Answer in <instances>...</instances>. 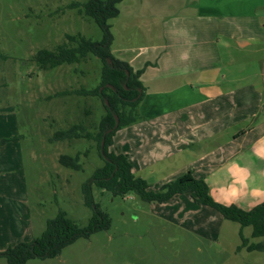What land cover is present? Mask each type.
I'll return each mask as SVG.
<instances>
[{"label": "rangeland", "instance_id": "rangeland-1", "mask_svg": "<svg viewBox=\"0 0 264 264\" xmlns=\"http://www.w3.org/2000/svg\"><path fill=\"white\" fill-rule=\"evenodd\" d=\"M85 1L0 0V252L38 237L59 209L79 226L86 225L92 214L84 204L82 186L103 164L96 142L51 137L55 130L80 121L97 131L105 113L97 96L55 93L97 86L101 61L88 55L79 63L41 69L33 58L39 49L52 50L66 41L67 34L101 40L94 20L69 7ZM138 3L121 0L119 14L109 19L115 56L120 51H143L139 48L146 43L156 47L153 51H165L160 47L165 41L160 39L163 23L178 12L141 8ZM216 38L214 51L220 53L215 62L221 74L235 79L237 90L248 83L256 89L262 78L260 44L250 41L240 48L237 38ZM258 113L232 121L227 133L248 129ZM77 152L82 153L79 170L60 164V155ZM174 154L176 162L171 163L167 157L159 160V154L146 153L151 161L143 166L134 163L133 173L156 191L195 168L184 166L187 161ZM91 193L110 217L109 227L76 239L53 258L26 264H260L264 258V252L237 250L241 234L251 241L264 237L251 238L250 226L223 218L214 208L196 202L192 193L164 203L145 202L134 193L113 195L93 184ZM0 264H7L3 257Z\"/></svg>", "mask_w": 264, "mask_h": 264}, {"label": "crops", "instance_id": "crops-1", "mask_svg": "<svg viewBox=\"0 0 264 264\" xmlns=\"http://www.w3.org/2000/svg\"><path fill=\"white\" fill-rule=\"evenodd\" d=\"M137 1L141 8L178 14L163 23L165 51H153L149 43L132 54L111 51L133 70L143 69L144 87L139 105L144 118L118 130L112 149L127 156L132 172L134 163L151 161L146 153L174 163L176 152L187 161L184 166L195 167L188 171L206 182L215 201L251 209L264 200V0ZM218 35L237 38L240 48L260 44L261 92L251 83L237 90L235 79L221 74L214 51ZM258 111L248 129L227 133L232 121Z\"/></svg>", "mask_w": 264, "mask_h": 264}, {"label": "trees", "instance_id": "trees-1", "mask_svg": "<svg viewBox=\"0 0 264 264\" xmlns=\"http://www.w3.org/2000/svg\"><path fill=\"white\" fill-rule=\"evenodd\" d=\"M121 0H87L83 3H71L70 8H77L79 14L90 17L102 31V38L93 41L81 35H66V41L52 50L39 49L34 54V61L41 69L54 68L61 64H74L93 55L101 61L99 83L91 89H66L55 93L57 96L93 95L97 96L105 109L97 131L90 130L83 121L72 124L66 129H57L51 140L85 138L96 142L103 164L96 168L89 180L82 186L84 204L92 208V214L84 226H79L65 211L58 210L56 215L47 219L41 234L31 242H19L0 252L7 264H26L33 259L53 258L61 250L78 238H88L92 233L105 230L110 225V217L101 211L93 200L91 185L113 195L125 196L134 193L142 201L164 203L178 194L189 192L196 202L217 210L225 219L238 222L240 226L251 227V238L264 237V200L249 210L236 205H225L215 201L208 192L204 180L193 176L191 171L169 181L158 190H152L149 183L132 172V166L124 153L112 149L115 133L144 117L139 112V105L144 95V87L139 79L143 69L133 70L125 61L115 58L110 50L112 35L109 19L119 14L117 7ZM105 100L107 103H105ZM115 116L118 119L117 125ZM6 139H3V142ZM101 142H103L101 146ZM85 154V153H84ZM82 153L74 156H59L61 165L79 170ZM91 184H89V183ZM264 252V239L251 241L241 234V243L237 250Z\"/></svg>", "mask_w": 264, "mask_h": 264}, {"label": "water", "instance_id": "water-1", "mask_svg": "<svg viewBox=\"0 0 264 264\" xmlns=\"http://www.w3.org/2000/svg\"><path fill=\"white\" fill-rule=\"evenodd\" d=\"M105 103H107V101L105 100ZM115 119H116V123H115V125H117V123H118V119H117V117L115 116ZM102 144H103V142H101V146H102Z\"/></svg>", "mask_w": 264, "mask_h": 264}]
</instances>
